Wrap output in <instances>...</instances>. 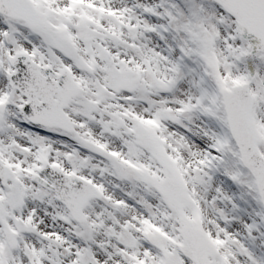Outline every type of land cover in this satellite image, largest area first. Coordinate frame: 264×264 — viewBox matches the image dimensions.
<instances>
[{
	"label": "snow or ice",
	"instance_id": "obj_1",
	"mask_svg": "<svg viewBox=\"0 0 264 264\" xmlns=\"http://www.w3.org/2000/svg\"><path fill=\"white\" fill-rule=\"evenodd\" d=\"M0 264H264V0H0Z\"/></svg>",
	"mask_w": 264,
	"mask_h": 264
}]
</instances>
